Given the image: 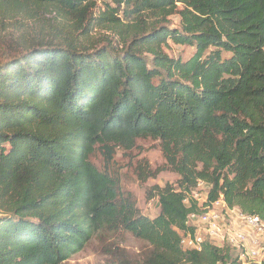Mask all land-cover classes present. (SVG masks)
Instances as JSON below:
<instances>
[{
  "label": "trees",
  "instance_id": "trees-1",
  "mask_svg": "<svg viewBox=\"0 0 264 264\" xmlns=\"http://www.w3.org/2000/svg\"><path fill=\"white\" fill-rule=\"evenodd\" d=\"M43 11L65 37L41 29L0 53V264H62L120 231L151 247L139 264H235L227 247L183 251L179 232L198 182L264 224V0H0L4 19ZM97 28L115 41L89 43ZM146 139L165 164L142 160L138 180L178 176L146 190L152 219L90 161Z\"/></svg>",
  "mask_w": 264,
  "mask_h": 264
},
{
  "label": "rangeland",
  "instance_id": "rangeland-1",
  "mask_svg": "<svg viewBox=\"0 0 264 264\" xmlns=\"http://www.w3.org/2000/svg\"><path fill=\"white\" fill-rule=\"evenodd\" d=\"M98 6L101 5L98 4ZM52 17L54 14H47V11H43L37 19L20 15L4 19L0 16V53L14 51L21 43H29L35 36L41 38L37 35L41 29L62 34V30L66 31L70 26L58 19L53 23ZM171 23L172 27H177L178 19L171 18ZM103 37L115 41L111 33L101 28L90 32L87 40L90 41L89 43L101 42ZM85 42L84 40L83 43ZM164 51L169 57L181 61H186L194 53L191 47L176 46L172 43H169ZM142 160L147 161L152 170L163 167L165 160L158 141L137 140L136 147L132 151L115 150L110 162L106 161L100 150H97L94 157L90 159L99 171L106 172L118 181L121 191L132 193L136 198L139 212L152 219L159 214L158 201L156 198L148 200L145 196L146 190L153 186L164 187L167 184L176 188L178 176L166 170L158 174L155 179H148L142 183L137 178L138 166ZM205 192H207L206 187L200 193L205 194ZM150 254L151 247L128 232L101 233L97 234L82 251L72 255L62 264H139L149 258Z\"/></svg>",
  "mask_w": 264,
  "mask_h": 264
},
{
  "label": "built area",
  "instance_id": "built-area-1",
  "mask_svg": "<svg viewBox=\"0 0 264 264\" xmlns=\"http://www.w3.org/2000/svg\"><path fill=\"white\" fill-rule=\"evenodd\" d=\"M207 188L202 182L184 200L190 207L195 203L197 211L188 215L187 225L192 230L179 232V246L183 251H201L209 244L227 247L235 252V264H264V224L256 216L230 208L222 196L207 202Z\"/></svg>",
  "mask_w": 264,
  "mask_h": 264
}]
</instances>
